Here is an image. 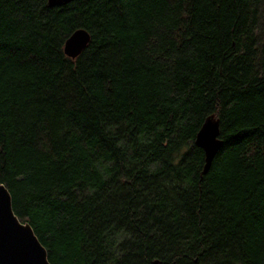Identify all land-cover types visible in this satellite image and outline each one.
<instances>
[{
  "label": "trees",
  "instance_id": "obj_1",
  "mask_svg": "<svg viewBox=\"0 0 264 264\" xmlns=\"http://www.w3.org/2000/svg\"><path fill=\"white\" fill-rule=\"evenodd\" d=\"M0 182L51 264H264V0H0Z\"/></svg>",
  "mask_w": 264,
  "mask_h": 264
},
{
  "label": "water",
  "instance_id": "obj_2",
  "mask_svg": "<svg viewBox=\"0 0 264 264\" xmlns=\"http://www.w3.org/2000/svg\"><path fill=\"white\" fill-rule=\"evenodd\" d=\"M73 0H48L49 5H63ZM90 33L78 28L64 44V52L71 58L77 57L87 46ZM220 123L214 114L205 118L199 128L195 143L204 150L203 172L207 173L212 161L223 144L219 137ZM155 260L153 264H158ZM0 264H51L48 251L28 221H22L13 209L12 195L0 182Z\"/></svg>",
  "mask_w": 264,
  "mask_h": 264
}]
</instances>
